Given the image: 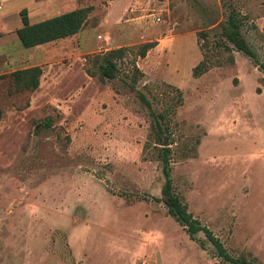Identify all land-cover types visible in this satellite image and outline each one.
Here are the masks:
<instances>
[{
    "label": "rangeland",
    "instance_id": "374dc122",
    "mask_svg": "<svg viewBox=\"0 0 264 264\" xmlns=\"http://www.w3.org/2000/svg\"><path fill=\"white\" fill-rule=\"evenodd\" d=\"M24 1L0 0V264H225L156 200L162 147L187 211L229 255L264 264V0H58L47 17L92 9L76 34L31 50L4 32ZM230 11L252 57L220 35ZM149 41L113 79L83 72L86 57ZM31 66L24 106L7 76Z\"/></svg>",
    "mask_w": 264,
    "mask_h": 264
},
{
    "label": "trees",
    "instance_id": "16d2710c",
    "mask_svg": "<svg viewBox=\"0 0 264 264\" xmlns=\"http://www.w3.org/2000/svg\"><path fill=\"white\" fill-rule=\"evenodd\" d=\"M90 5L74 8L70 11L46 18L36 23H28L25 9L18 12L21 26L13 31L20 47L31 48L36 45L54 42L59 39L70 37L76 34L87 20V16L91 11ZM220 35L223 37L235 51H239L249 57L253 56L243 37L240 35L237 26L236 13L230 11L225 20L220 25ZM154 41L139 44L133 51L126 47H117L108 49L103 52L95 53L84 59L83 72L89 77H95L98 81L103 82L116 77L118 67L117 62L123 59L126 53H132L133 58H142L146 51L154 47ZM130 67L133 76L130 77L128 88L133 91L132 83L135 81L134 76H142V73L134 64V59L130 60ZM262 80L264 81V64H260ZM206 70L202 60L191 68V76L196 77ZM41 74L38 66H31L24 69L14 70L9 73L8 85L6 91L8 94L20 93L24 98V106L27 105L28 95L38 86V78ZM178 92V91H177ZM138 100L149 110L150 104L141 93H136ZM179 101V98H178ZM177 101V102H178ZM49 119H45L42 126H47ZM157 132L160 131L156 127ZM154 143L159 144L161 141L157 134L153 137ZM161 150V176L162 184L159 189V197L156 199L161 202L165 208V213L174 222L182 227L184 233L190 240H195V235L201 233L205 240L213 247L215 256L220 258L225 264H248V260L244 255L231 256L227 253L222 243L215 237L210 230L200 224L186 209V205L181 198L172 192L171 182L169 178V159L167 153L168 147H162ZM200 247L201 242L199 243Z\"/></svg>",
    "mask_w": 264,
    "mask_h": 264
},
{
    "label": "crops",
    "instance_id": "0c3cea01",
    "mask_svg": "<svg viewBox=\"0 0 264 264\" xmlns=\"http://www.w3.org/2000/svg\"><path fill=\"white\" fill-rule=\"evenodd\" d=\"M69 1L70 2H68L66 0H60L59 4L60 5H71L72 3H75V0H69ZM74 8L75 7H70L66 11H70ZM21 9H25L27 21H28V23L32 24V23H36L38 21H41L43 19L58 15V13H57V14H49L51 16H48V17L46 16V15H48L47 13H49L51 11H56L58 9V0H55L54 2H52L51 0H26V1L22 2V4L17 6L14 10V14L17 16L16 19H12L11 26L4 28V32L7 35V38L11 37L14 39L15 35H14L13 31L21 26L19 16H18V12ZM45 44H48V43L36 45V46L31 47V48H25V49L31 50V49L38 48L41 45H45ZM26 52L22 53L21 56H19V57H11V60H18L20 58V60L23 63H27L28 59L23 57L24 54H26Z\"/></svg>",
    "mask_w": 264,
    "mask_h": 264
},
{
    "label": "built area",
    "instance_id": "2783aa9c",
    "mask_svg": "<svg viewBox=\"0 0 264 264\" xmlns=\"http://www.w3.org/2000/svg\"><path fill=\"white\" fill-rule=\"evenodd\" d=\"M154 20L157 22L158 21V19L157 18H154Z\"/></svg>",
    "mask_w": 264,
    "mask_h": 264
}]
</instances>
